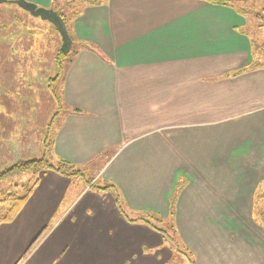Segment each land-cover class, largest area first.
Listing matches in <instances>:
<instances>
[{
  "label": "crops",
  "instance_id": "1",
  "mask_svg": "<svg viewBox=\"0 0 264 264\" xmlns=\"http://www.w3.org/2000/svg\"><path fill=\"white\" fill-rule=\"evenodd\" d=\"M231 5L108 0L81 11L71 47H92L78 45L63 72L52 153L101 165L85 186L43 172L0 225V264L12 241L19 264H165L166 221L185 264H264V64Z\"/></svg>",
  "mask_w": 264,
  "mask_h": 264
},
{
  "label": "rangeland",
  "instance_id": "2",
  "mask_svg": "<svg viewBox=\"0 0 264 264\" xmlns=\"http://www.w3.org/2000/svg\"><path fill=\"white\" fill-rule=\"evenodd\" d=\"M231 3L246 20L240 29L251 39L253 58L264 64V0H237ZM60 44V36L49 22L29 15L14 3H0V107L6 114L0 113V169L22 159L49 155L46 138L51 137L50 133L58 122L55 120L53 124V119L58 115L56 112L61 110L58 94L62 75L69 59L80 49L78 45L71 47L68 56L58 62L55 55L60 50ZM100 165L101 161L96 160L78 167L81 175L67 176L74 177L72 180L75 184L85 186L84 180L88 183ZM42 173L29 172L14 180L18 183L29 180L31 184L36 178L38 184ZM258 178L251 177L254 180ZM12 182L1 184L0 190ZM99 182L96 181L92 189H96ZM235 182L241 185L242 178ZM37 184L32 186V191ZM18 192L23 194L24 187H19ZM2 198L3 194H0ZM6 209L7 204H0V213ZM261 212L264 215V204ZM159 226L167 230L170 239H174L171 244L173 252L165 264H185L184 259L188 257L182 255L184 248L174 235L171 221ZM50 228L51 225L47 223L38 225L26 243V255L40 242L43 232ZM15 242L9 244L3 264H19L24 259L17 260L22 242Z\"/></svg>",
  "mask_w": 264,
  "mask_h": 264
},
{
  "label": "trees",
  "instance_id": "3",
  "mask_svg": "<svg viewBox=\"0 0 264 264\" xmlns=\"http://www.w3.org/2000/svg\"><path fill=\"white\" fill-rule=\"evenodd\" d=\"M107 1L108 0H63V2L61 3L57 0H52L51 4L54 9L58 10L68 30L69 23L72 24V22L80 15L84 7L97 6L106 3ZM208 1L214 4H223V5L232 6L230 0H208ZM232 4L234 5V3ZM237 11L240 12L239 10ZM68 33L70 34L69 30ZM75 43L81 46L92 47L91 44L85 42L76 41ZM67 56L68 53H63L60 50H58V53L57 55H55V58L59 62L62 58H65ZM72 110L73 112L76 113L80 112V110L77 108H73ZM52 145H53L52 138L51 137L46 138V146L49 147L50 149L48 150L49 157L45 154H42L40 158L22 159L20 161L14 162L0 169V185L5 182H9L13 180V182L9 184L5 189L0 190V194H3V198L0 199V204H7V209L5 210V212L0 213V225L4 223H10L16 218V216L22 210L30 193L32 192V188H33L32 186L37 184L36 178L31 182V184L29 180H26L25 183L23 182L18 183L14 179L26 175L29 172H45L48 170L55 171L64 176L75 175V174L81 175V173L78 170V167H76L75 165L64 159L56 158L53 155ZM92 185L93 184H91L90 186ZM19 187H24L23 194L18 192ZM97 188L103 190V188L105 187L101 188L97 186Z\"/></svg>",
  "mask_w": 264,
  "mask_h": 264
},
{
  "label": "water",
  "instance_id": "4",
  "mask_svg": "<svg viewBox=\"0 0 264 264\" xmlns=\"http://www.w3.org/2000/svg\"><path fill=\"white\" fill-rule=\"evenodd\" d=\"M0 3H14L22 10L28 12L29 15L49 22L60 36V50L64 53L69 51L72 45V39L58 10L52 6H40L28 0H0Z\"/></svg>",
  "mask_w": 264,
  "mask_h": 264
}]
</instances>
